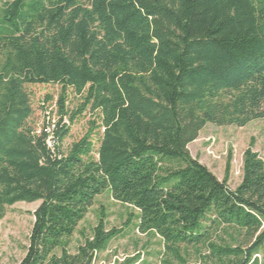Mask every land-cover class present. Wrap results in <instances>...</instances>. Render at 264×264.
<instances>
[{
    "label": "trees",
    "instance_id": "obj_1",
    "mask_svg": "<svg viewBox=\"0 0 264 264\" xmlns=\"http://www.w3.org/2000/svg\"><path fill=\"white\" fill-rule=\"evenodd\" d=\"M37 85L61 88L43 100L41 130L27 91ZM87 111L97 119L67 145ZM263 119L264 0L3 5L0 222L41 203L19 264H95L124 228L109 230L100 212L75 253L71 244L105 192L137 212L125 226L161 239V264H264V161L249 148L232 190L231 160L221 181L189 151L209 124Z\"/></svg>",
    "mask_w": 264,
    "mask_h": 264
},
{
    "label": "rangeland",
    "instance_id": "obj_2",
    "mask_svg": "<svg viewBox=\"0 0 264 264\" xmlns=\"http://www.w3.org/2000/svg\"><path fill=\"white\" fill-rule=\"evenodd\" d=\"M10 0H0V17L3 5ZM59 86H27V91L32 96L35 114L31 124L41 130L48 115H44L43 100L53 96L55 103L60 94ZM50 104L48 111H56V104ZM79 105V98L70 93V109ZM97 119L91 111H87L73 126L71 136L66 144L84 137L91 123ZM254 144V145H252ZM258 153L264 161V119L250 123L240 128L236 126L219 127L209 124L199 138L189 145L193 158L207 166L221 181L226 176V170L231 160L229 186L232 190L239 187L243 180V162L245 152L251 148ZM41 205L19 203L11 207L5 218L0 222V264H19L27 253L30 234L35 218L33 213ZM100 212L105 213V222L109 230L124 228V233L115 239L108 250L99 254L95 264H125L140 256V264H161L164 248L160 238L140 234L135 228L137 221L130 227L125 226L131 212L136 211L115 202L109 192L96 199L95 205L90 209L85 220L80 223L72 244L71 252L75 253L77 247L83 242L81 232L90 235L92 229L99 223ZM192 263L197 261L193 255Z\"/></svg>",
    "mask_w": 264,
    "mask_h": 264
}]
</instances>
